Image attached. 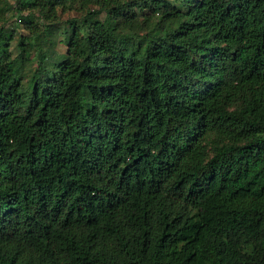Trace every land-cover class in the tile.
I'll return each mask as SVG.
<instances>
[{
	"label": "trees",
	"instance_id": "1",
	"mask_svg": "<svg viewBox=\"0 0 264 264\" xmlns=\"http://www.w3.org/2000/svg\"><path fill=\"white\" fill-rule=\"evenodd\" d=\"M7 12L0 264H264V0Z\"/></svg>",
	"mask_w": 264,
	"mask_h": 264
},
{
	"label": "rangeland",
	"instance_id": "2",
	"mask_svg": "<svg viewBox=\"0 0 264 264\" xmlns=\"http://www.w3.org/2000/svg\"><path fill=\"white\" fill-rule=\"evenodd\" d=\"M12 4L13 0H0V4H3L4 7L6 5ZM78 16V13L70 11V12H64L60 14V21L61 22H66L67 19L71 18V17H75ZM103 14H101L99 17L102 18ZM18 15H15V13H6L5 17L2 18L0 20V25L5 27V28H12L15 30V40L12 43L13 46V53L14 55H16L19 51L20 48L19 46L16 45V38L18 37V35H26V31L22 28V24L20 22L19 19H17ZM46 37H43L42 40L44 41V47L45 49H48L49 52H54V53H64L65 52V46L64 44L59 42V37L57 36V32L54 31L52 33V42L49 43L48 41L46 42ZM33 65L32 64H28L26 67V73H29V71L32 69Z\"/></svg>",
	"mask_w": 264,
	"mask_h": 264
}]
</instances>
